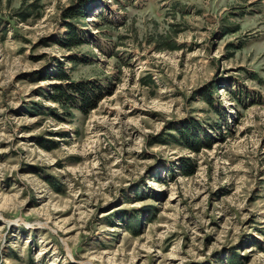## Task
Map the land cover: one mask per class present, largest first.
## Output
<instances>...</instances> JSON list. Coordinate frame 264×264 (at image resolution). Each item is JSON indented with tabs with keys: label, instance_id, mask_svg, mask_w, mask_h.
<instances>
[{
	"label": "rangeland",
	"instance_id": "1",
	"mask_svg": "<svg viewBox=\"0 0 264 264\" xmlns=\"http://www.w3.org/2000/svg\"><path fill=\"white\" fill-rule=\"evenodd\" d=\"M0 227V264H264V0H0Z\"/></svg>",
	"mask_w": 264,
	"mask_h": 264
},
{
	"label": "trees",
	"instance_id": "2",
	"mask_svg": "<svg viewBox=\"0 0 264 264\" xmlns=\"http://www.w3.org/2000/svg\"><path fill=\"white\" fill-rule=\"evenodd\" d=\"M78 17H84L83 11H79V13H75ZM81 42H74V44H80ZM75 91L80 94L81 96V105H76L74 100H77L74 95L75 93H69L67 89H64L61 85L56 86L53 91L54 94L52 96V99L56 102H58L62 106H70L75 105L74 107H78L79 109L83 111H89L90 109L94 108L96 105V102H92V97L89 95V92L83 90L81 86L75 87ZM78 97V96H77ZM80 98V97H79ZM100 96H97V100H99ZM96 100V101H97ZM74 103V104H73ZM70 104V105H69Z\"/></svg>",
	"mask_w": 264,
	"mask_h": 264
},
{
	"label": "bare ground",
	"instance_id": "3",
	"mask_svg": "<svg viewBox=\"0 0 264 264\" xmlns=\"http://www.w3.org/2000/svg\"><path fill=\"white\" fill-rule=\"evenodd\" d=\"M47 83V82H46ZM43 84V83H42ZM0 228H2V227H0ZM52 264H55V263H52Z\"/></svg>",
	"mask_w": 264,
	"mask_h": 264
}]
</instances>
